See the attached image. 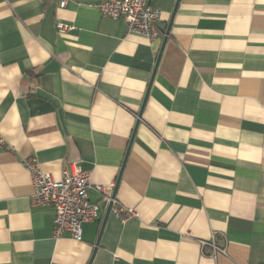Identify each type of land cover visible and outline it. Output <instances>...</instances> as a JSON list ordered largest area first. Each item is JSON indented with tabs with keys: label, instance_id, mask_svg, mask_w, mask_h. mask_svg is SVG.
<instances>
[{
	"label": "crops",
	"instance_id": "1",
	"mask_svg": "<svg viewBox=\"0 0 264 264\" xmlns=\"http://www.w3.org/2000/svg\"><path fill=\"white\" fill-rule=\"evenodd\" d=\"M61 1L0 0V264H264V0H150L153 42ZM29 157L90 174L81 241L31 205Z\"/></svg>",
	"mask_w": 264,
	"mask_h": 264
},
{
	"label": "built area",
	"instance_id": "2",
	"mask_svg": "<svg viewBox=\"0 0 264 264\" xmlns=\"http://www.w3.org/2000/svg\"><path fill=\"white\" fill-rule=\"evenodd\" d=\"M68 0H62L60 7L65 9ZM99 10L102 17L110 19H123L126 22L128 34L142 36L149 42L160 37V23L162 12L154 8L150 0H99L88 5ZM74 27L63 23L57 24L60 34H65ZM6 145L0 136V147ZM24 167L31 176L33 194L30 198L33 207H52L55 210L53 236L56 239L69 235L76 241L82 240L83 224L94 222L98 218L99 204L92 203L89 197L90 174L84 172L79 166L72 165L63 170L62 178L56 180L52 174L44 172L35 157H29L23 162ZM102 195V202L112 205L111 213L123 224L138 216L133 208L114 207L115 184L110 186H94ZM202 246L210 245L214 255L226 254L225 248H219L215 242H201Z\"/></svg>",
	"mask_w": 264,
	"mask_h": 264
},
{
	"label": "water",
	"instance_id": "3",
	"mask_svg": "<svg viewBox=\"0 0 264 264\" xmlns=\"http://www.w3.org/2000/svg\"><path fill=\"white\" fill-rule=\"evenodd\" d=\"M170 28H171V23L169 24V27H168V29H167L166 37H165L164 42H163V45H162L161 53H162V51H163V49H164V47H165V44H166V41H167V36H168V34L170 33ZM160 57H161V54H160V56H159V59H160ZM159 59H158V62H159ZM141 117H142V111H141L140 114H139V120L141 119ZM138 124H139V122H138ZM134 135H135V133L133 134V137H132L131 143L133 142ZM130 146H131V144H130ZM115 191H116V188H115ZM115 191H114V195H113L114 197H115ZM111 208H112V205H110L109 208H108L107 216L110 214ZM107 216H106V218H105V220H104L103 226H104V224H105V222H106ZM98 244H99V242L97 243V246H98ZM95 251H97V250H95Z\"/></svg>",
	"mask_w": 264,
	"mask_h": 264
}]
</instances>
